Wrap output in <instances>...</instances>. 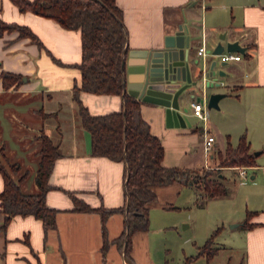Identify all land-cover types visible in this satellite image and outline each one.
I'll use <instances>...</instances> for the list:
<instances>
[{"label": "crops", "instance_id": "crops-1", "mask_svg": "<svg viewBox=\"0 0 264 264\" xmlns=\"http://www.w3.org/2000/svg\"><path fill=\"white\" fill-rule=\"evenodd\" d=\"M117 3L123 9L128 32L124 65L125 82L129 85H134L140 75L134 68L142 59L133 52L162 46L166 35L174 33L181 23L189 26L196 55L203 44L207 50L213 49L222 34H226V41L238 40L247 46L245 53L233 51L240 53L241 58L230 60L224 67L227 75L219 79L225 86L228 84L231 92L213 89L227 95L220 99L219 108H214L217 109L214 119L208 120V128L216 137L209 158L203 154L200 124L169 126L163 106L141 100L142 114L152 132L163 141L165 165L192 170L213 166L221 178L228 175L241 183L248 180L252 171L253 182L244 185L248 203L251 198L264 202V143L259 132L264 130V0H117ZM0 19L29 26L43 43L39 46L31 37L20 38L17 30L0 36V72L7 70L24 76L22 83L9 89L4 88L0 77V192L5 185L1 168H7L11 161L22 165L17 176L30 170L23 189L27 192L38 189L35 177L41 155L37 135L41 131L60 147L68 148L55 161L50 177L55 187L46 196L47 204L58 210L57 227L46 230L42 219L16 215L3 229L5 214L0 200V264H166L155 259L147 231L132 236L130 256L125 257L112 241L125 228L124 213L108 218L111 243L104 252L101 214L74 208L72 193L93 207H119L126 199L125 162L92 154L91 133L81 125L73 98V86L81 79L80 68L73 65L82 60L81 31L23 11L12 0H0ZM212 58L208 54L202 59L209 63ZM80 98L92 114L123 108V97L119 94L82 91ZM193 101L196 100L190 99L188 104L191 106ZM207 111L209 115L208 107ZM244 130L248 131L256 164L241 165L246 167V177L242 178L240 166L219 167V162L229 145H238ZM234 131H240L237 143L232 142ZM254 144L261 150L254 152ZM227 188L226 195L207 198L194 185L175 182L157 188L158 198L150 208H169L170 202L177 200L185 189L193 190L197 201L231 199L235 189L229 185ZM250 211L254 212L250 222L255 226L245 228L242 224ZM226 213L223 224L232 222L231 228L245 232L247 264H264V207L246 209L243 217L233 206Z\"/></svg>", "mask_w": 264, "mask_h": 264}, {"label": "trees", "instance_id": "trees-1", "mask_svg": "<svg viewBox=\"0 0 264 264\" xmlns=\"http://www.w3.org/2000/svg\"><path fill=\"white\" fill-rule=\"evenodd\" d=\"M23 11L52 18L67 29L81 31L82 60L73 64L81 70L80 82L73 86V98L81 125L89 130L92 138V154L106 156L115 161H124L125 203L119 207L104 205L93 207L84 199L71 194L74 208L78 211L99 212L102 218L103 251L110 245L107 220L115 213L125 214V228L114 240L118 248L129 258L132 236L146 231L150 224V205L158 198L157 188L175 182L194 185L203 190L205 197L213 198L228 193V188L218 172L208 169L203 172L181 166L164 164L165 147L161 137L152 132L149 122L142 114V101L125 91V56L128 32L124 22L123 9L117 0H12ZM17 30L19 37H31L39 46L40 38L32 29L17 22L0 19V36ZM58 60V59H57ZM59 61V60H58ZM61 63V61H59ZM5 89L23 82V75L3 70L0 72ZM82 91L96 94H119L123 97V108L104 114H92L83 104ZM40 140L38 153L41 160L36 173V191L27 192L23 183L29 176L19 162H10L1 168L4 175V189L0 192L1 211L5 214L1 228L5 229L16 215H34L43 220L46 230L57 227V209L47 204V192L55 187L50 183L55 161L61 155L59 145L45 131L37 135ZM2 149V148H1ZM256 156L250 151L246 133L240 137L236 147L229 145L221 154L219 167L255 165ZM220 170V169H218ZM252 211L242 226L252 228ZM222 226L213 231L206 243L199 247L196 256L187 258L186 264L201 255L213 259L218 252L214 246Z\"/></svg>", "mask_w": 264, "mask_h": 264}, {"label": "rangeland", "instance_id": "rangeland-1", "mask_svg": "<svg viewBox=\"0 0 264 264\" xmlns=\"http://www.w3.org/2000/svg\"><path fill=\"white\" fill-rule=\"evenodd\" d=\"M224 78L225 76H222L219 79ZM220 82L219 86H214L212 89L221 88L231 92L228 84L225 86L222 80ZM208 110L211 112L209 119H214V113L217 112V109L208 107ZM190 120L194 125H204L194 115L190 116ZM239 132H231L233 135L232 142L237 143ZM244 132L249 137L248 131L244 130ZM259 132L261 143H264V130ZM67 149L59 146L60 152ZM252 150L255 152L261 150V148L254 144ZM212 167L205 166L198 170L203 172L213 169ZM252 174L253 172L251 171L248 180L244 183L239 180L234 182V178L228 175L225 178H221L226 186L229 185L235 189L231 199L208 201L200 199L197 201L194 191L185 189L177 200L170 202L169 208H150V224L146 231L150 236L151 250L155 259L160 262L164 261L166 264H186L187 258L198 254L199 247L206 243L213 231L218 226H223L214 243V246L219 248L218 254L213 259H208L205 255H201L188 264H240L241 262L247 264V241L244 230L231 228L232 222L223 224V219L224 215L227 214L226 211L232 206L238 212L237 214L240 213L242 217L246 214V209L254 210L264 207V202L261 199L251 198L248 203L247 190H245L247 187L244 185L245 183L251 184L253 182ZM238 188L239 190H237ZM186 224H190L189 227H186Z\"/></svg>", "mask_w": 264, "mask_h": 264}, {"label": "water", "instance_id": "water-1", "mask_svg": "<svg viewBox=\"0 0 264 264\" xmlns=\"http://www.w3.org/2000/svg\"><path fill=\"white\" fill-rule=\"evenodd\" d=\"M219 38L215 47L208 49L213 56L208 63L194 53L187 23L179 24L174 33L166 35L162 46L133 52L142 58L134 68L140 75L134 85L125 82V91L139 100L163 106L169 126H191L190 99L206 100L209 108H219L220 99L227 95L212 89L221 84L220 77L227 75L224 67L229 61H220L218 55L247 50L238 40L226 41V34Z\"/></svg>", "mask_w": 264, "mask_h": 264}, {"label": "built area", "instance_id": "built-area-1", "mask_svg": "<svg viewBox=\"0 0 264 264\" xmlns=\"http://www.w3.org/2000/svg\"><path fill=\"white\" fill-rule=\"evenodd\" d=\"M203 2L205 0H202ZM208 55V50L206 46L203 44L201 45L197 50V56L200 58H205ZM221 61H230V60H236L241 58L240 53H235L233 51H224L223 53L218 55ZM191 114L199 118L203 122V150L205 153L206 158H209L211 150L214 147L216 137L213 133L210 132L208 128V120L209 115L207 111V105L206 100L205 101H193L190 106ZM240 175L242 178L246 177V167L240 166Z\"/></svg>", "mask_w": 264, "mask_h": 264}]
</instances>
